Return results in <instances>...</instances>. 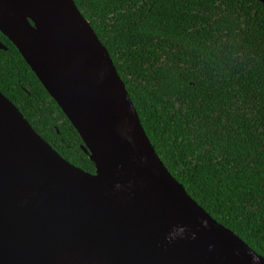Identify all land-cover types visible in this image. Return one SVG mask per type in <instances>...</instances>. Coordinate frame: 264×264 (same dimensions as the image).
<instances>
[{"label": "water", "instance_id": "1", "mask_svg": "<svg viewBox=\"0 0 264 264\" xmlns=\"http://www.w3.org/2000/svg\"><path fill=\"white\" fill-rule=\"evenodd\" d=\"M0 31L96 165L64 158L0 89V264H264L170 172L75 0H0Z\"/></svg>", "mask_w": 264, "mask_h": 264}, {"label": "trees", "instance_id": "2", "mask_svg": "<svg viewBox=\"0 0 264 264\" xmlns=\"http://www.w3.org/2000/svg\"><path fill=\"white\" fill-rule=\"evenodd\" d=\"M75 1L170 172L264 256V3ZM0 41L1 91L64 158L95 173L76 127L1 31Z\"/></svg>", "mask_w": 264, "mask_h": 264}]
</instances>
